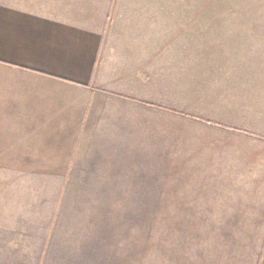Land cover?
Masks as SVG:
<instances>
[{"label":"crops","instance_id":"crops-1","mask_svg":"<svg viewBox=\"0 0 264 264\" xmlns=\"http://www.w3.org/2000/svg\"><path fill=\"white\" fill-rule=\"evenodd\" d=\"M133 1L125 17L121 6L110 17L113 0H0V173L15 185L28 175L52 185L126 186L166 169L161 193L181 203L178 217L236 220L235 229L215 232L240 233L251 254L224 264H264V63L212 66L202 90L199 67L186 69L194 54L166 53L163 40L153 46L151 29L167 22V10ZM201 3L212 20L223 14L225 41L243 43L239 53L264 56V0ZM180 75L194 76L200 101L177 95ZM171 119L177 145L163 153ZM137 161L149 166L129 164Z\"/></svg>","mask_w":264,"mask_h":264},{"label":"rangeland","instance_id":"rangeland-1","mask_svg":"<svg viewBox=\"0 0 264 264\" xmlns=\"http://www.w3.org/2000/svg\"><path fill=\"white\" fill-rule=\"evenodd\" d=\"M129 2L134 1L113 0L110 17L120 6L121 17H125L122 8H129ZM157 2L167 10V22L154 24L151 29L153 46L163 40L166 53L194 54L195 59H187L186 69L192 74L199 67L194 76L202 90L212 66H263L262 53L242 54L237 50L245 47L243 43L225 41L229 34L225 30L230 31V27L224 25L220 11L216 18H210L209 9L202 7L203 0H154V4ZM169 72L176 73V69ZM194 76L191 80L189 76L185 80L178 77L177 95L183 93L186 103L201 100L193 86ZM170 105L168 109L173 110ZM168 124L166 133L170 134L159 150L163 153L177 145V122L171 119ZM152 157L158 161L161 156L155 153ZM168 158L171 178L177 166L176 153L169 152ZM141 162L129 164L143 171L149 165ZM153 163L157 166L160 162ZM162 174L166 169L162 173L159 169L144 175L141 172L135 185L66 186L33 180L28 175L20 180L25 184L15 185V176L0 173V264H224L237 252L251 254L250 246L237 240L240 233L228 237L215 232L222 225L235 229V219L178 217L181 203L161 193L165 183ZM212 222L214 231H207ZM259 254L264 257L262 250Z\"/></svg>","mask_w":264,"mask_h":264}]
</instances>
